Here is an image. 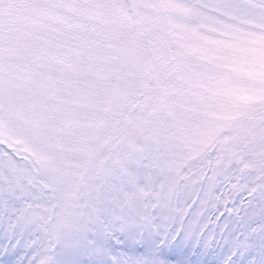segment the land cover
Listing matches in <instances>:
<instances>
[{
  "label": "snow or ice",
  "instance_id": "6c2138e0",
  "mask_svg": "<svg viewBox=\"0 0 264 264\" xmlns=\"http://www.w3.org/2000/svg\"><path fill=\"white\" fill-rule=\"evenodd\" d=\"M0 264H264V0H0Z\"/></svg>",
  "mask_w": 264,
  "mask_h": 264
}]
</instances>
